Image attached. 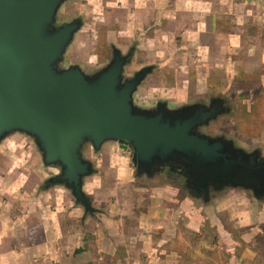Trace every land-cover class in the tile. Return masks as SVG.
<instances>
[{"label":"crops","instance_id":"obj_1","mask_svg":"<svg viewBox=\"0 0 264 264\" xmlns=\"http://www.w3.org/2000/svg\"><path fill=\"white\" fill-rule=\"evenodd\" d=\"M98 1L112 10L107 16L124 18L119 33H139L151 63L202 67L206 92L211 82L237 80L240 70L264 81V0ZM179 83L171 100L183 95ZM115 160L117 175L132 180L130 159ZM96 178L85 179L84 189L101 196ZM147 191L133 213L109 205L91 233L65 194L52 210L41 204L36 217L37 203L22 218L13 207L0 209V264H264V195L253 201L225 189L205 202L191 193L179 199L173 186Z\"/></svg>","mask_w":264,"mask_h":264},{"label":"water","instance_id":"obj_2","mask_svg":"<svg viewBox=\"0 0 264 264\" xmlns=\"http://www.w3.org/2000/svg\"><path fill=\"white\" fill-rule=\"evenodd\" d=\"M68 0H0V141L14 132L33 137L46 166L61 172L49 183L69 189L85 215L99 213L84 191L94 175L82 153L90 142L99 151L117 142L133 151L140 175L161 170L180 172L190 192L205 202L225 189L264 195V156L246 153L224 136L199 131L226 111L219 98L209 106L154 111L135 105L134 95L151 67L124 79L131 56L114 51L111 63L88 76L79 66L60 69L79 20L56 27V16Z\"/></svg>","mask_w":264,"mask_h":264},{"label":"rangeland","instance_id":"obj_3","mask_svg":"<svg viewBox=\"0 0 264 264\" xmlns=\"http://www.w3.org/2000/svg\"><path fill=\"white\" fill-rule=\"evenodd\" d=\"M111 13L112 10L98 0H68L61 5L56 16V27L79 20L81 29L76 32L63 61L60 62V69L79 66L86 75L93 76L105 69L111 63L114 51L119 50L123 56H131L124 67L125 80L133 78L142 69L152 68L134 95L137 107L150 112L159 104H167L170 109L177 110L197 104L209 106L213 99L219 98L226 111L199 131L211 137L224 136L246 153L260 150L264 156V81L261 73L249 74L239 69L243 74L237 80L211 82L206 92V81L199 79L202 67L189 65L181 68L178 65L162 66L151 63L142 48L139 33L132 35L127 29L125 33H119L122 29H119L118 24L124 18L118 11L114 12V17L107 16ZM177 80L184 89L183 95L171 100L168 92L177 87ZM82 153L86 160L92 162L94 176L99 177L97 180L100 179L98 183L101 190V196H96L84 189L93 207L100 210L99 213L85 215L84 207L75 203L82 209L81 216L77 218L78 224L82 225V220L83 224L88 221L85 230L89 233L99 224L109 205L118 204L127 214L133 213L134 208H141L140 204L149 198L150 191L147 190L173 186L180 190L179 199L193 194L183 169L174 173L168 169L161 170L151 179L142 176L133 164V151L122 149L117 142H107L99 151H95L88 142L83 146ZM118 154L130 159L131 169L134 171L130 181L117 175L115 159ZM60 172L59 166L44 164L42 151L33 137L22 132L6 136L0 141V209H3V214H9L13 207L22 218L29 214L30 205L33 206V203L40 206H36L37 210L31 213L43 214L42 208L45 206L41 204H51L52 210L62 194L75 202L71 191L65 186H55L48 182ZM57 187H60V191L50 194ZM91 188L89 187L88 192L94 191ZM237 190L255 200L251 191ZM216 195V192H211V196ZM137 212L136 210L135 213ZM38 215L35 214V217ZM262 252L264 254V250Z\"/></svg>","mask_w":264,"mask_h":264},{"label":"trees","instance_id":"obj_4","mask_svg":"<svg viewBox=\"0 0 264 264\" xmlns=\"http://www.w3.org/2000/svg\"><path fill=\"white\" fill-rule=\"evenodd\" d=\"M256 100V99H255ZM166 171H168V170H166Z\"/></svg>","mask_w":264,"mask_h":264},{"label":"flooded vegetation","instance_id":"obj_5","mask_svg":"<svg viewBox=\"0 0 264 264\" xmlns=\"http://www.w3.org/2000/svg\"><path fill=\"white\" fill-rule=\"evenodd\" d=\"M120 145V144H119Z\"/></svg>","mask_w":264,"mask_h":264}]
</instances>
